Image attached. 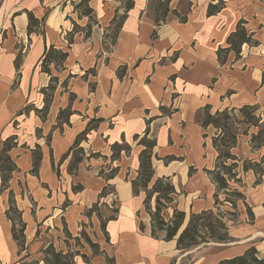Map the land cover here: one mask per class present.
Segmentation results:
<instances>
[{
  "label": "crops",
  "instance_id": "1",
  "mask_svg": "<svg viewBox=\"0 0 264 264\" xmlns=\"http://www.w3.org/2000/svg\"><path fill=\"white\" fill-rule=\"evenodd\" d=\"M168 1L170 12L164 15L158 5L152 12V0H133L131 9L121 0H89L90 18L79 14L77 1L0 0V153L15 138L9 155L17 166L7 190H1L0 177V264H22L7 217L11 191L31 250L43 244L36 237L39 229L52 233L61 226L73 238L87 233L99 246L98 254L85 247L76 264H109L108 259L113 264H219L252 247L264 259V179L256 185L254 172L241 174V185L231 183L246 198L237 202V221L228 224L231 241L184 254L176 239L151 236L146 193L133 192L144 149L135 138L149 131L157 142L153 182L170 179L177 191L164 214L171 219L175 209L184 212L187 224L191 214L217 211V185L208 173L218 156L214 129L202 127L199 116L207 106L213 114L245 106L264 112V0H223L224 8L213 16L209 5L220 0ZM31 16L38 21L32 28ZM241 21L257 44H245L239 56L229 51L221 61L218 51L228 47ZM51 46L68 53L56 77L59 87L42 71ZM51 84L55 90L49 95ZM47 97L45 116L35 110L43 109ZM27 106L31 110L21 114ZM65 110L67 120L58 126ZM87 130L80 145L83 160L70 173L74 153L63 157ZM116 143L131 149L113 160ZM37 146L42 158L35 174ZM112 169L117 173L107 180ZM78 185L82 190H75ZM107 185L115 196L101 198ZM114 201L118 214L104 231L90 211L98 205L109 213Z\"/></svg>",
  "mask_w": 264,
  "mask_h": 264
},
{
  "label": "trees",
  "instance_id": "2",
  "mask_svg": "<svg viewBox=\"0 0 264 264\" xmlns=\"http://www.w3.org/2000/svg\"><path fill=\"white\" fill-rule=\"evenodd\" d=\"M121 2L126 3V8L131 9L133 7V0H121ZM169 1L165 0L160 2L158 7L163 11L164 15L168 14L169 11ZM225 6V2L220 0L218 4H210L208 8V15L213 16L218 14ZM76 9L82 10L85 15L92 17V10L89 7V1H83L76 6ZM176 13V11H174ZM121 21L117 24V29L120 28ZM187 20V17L182 19ZM38 23L33 17H30V27ZM257 44L253 40V34H250L245 28V22L241 21L234 33L228 38V47L226 49H219L218 56L221 61H223V56L229 51H235L239 56L242 47L245 45ZM68 58V53L51 46L45 52L42 61V71L51 76V83L58 81L56 77L52 75L49 67L55 65L56 67H61L64 65ZM65 84V82H64ZM48 90L54 91L55 87L52 84L47 88ZM46 92V91H45ZM51 100L47 97L45 99V106L42 110H35L37 113H43L45 116L49 111ZM31 110L29 106L25 107L21 114L25 111ZM263 112L258 106H245L240 109H225L223 111H217L216 113L211 112V108L207 106L203 113L199 116V122L202 127L209 128L212 127L216 133L213 136V145L218 153L215 168L212 171H208L211 175L213 181L217 185V194L215 205L217 206V211L209 210L204 211L200 214H191L188 223L186 224L187 215L177 209L174 210L173 217L167 220L164 217V212L169 207L173 206V202L176 198L177 191L172 181L167 178H158L153 182L155 178V168L153 165L154 149L157 146L155 139L149 138V131H147L143 137L139 135L136 136L138 140V145L144 147L140 154V167L138 176L136 179L132 180L133 192L135 195H139L141 192L146 193L145 198V208L147 213L151 217V236L156 239L164 238L166 241L177 240L178 250L183 254L191 251L194 248L199 247L203 244H209L211 242L215 243H229L231 237L229 236V222H236L238 219L237 213V202L245 201V196L237 189L231 187V183L241 185L242 176L241 174H246L250 171L254 172L256 175L255 184H260L264 179V155L260 159H245L242 156H238L234 153V150L239 146L240 135H248L250 129L254 128L251 134L250 145L253 151H259L264 149V119H262L260 113ZM264 114V112L262 113ZM67 110L61 111L58 117V126L61 122L67 118ZM240 117L244 119L247 123V128L241 132L238 127L241 125ZM67 120V119H65ZM88 130L78 137L73 147L70 151L63 157L67 159L68 156L73 152L74 156L72 163L69 166V172L73 173L77 171L79 164L82 162L84 149L80 147L81 143L86 140ZM15 138L8 139L0 153V177H1V190H7L9 182L12 178L13 172L17 170L16 164L11 159L9 153L16 146ZM130 146L127 144H114L112 146L113 150V160L119 158L122 152H128ZM40 147L37 146L33 151L34 165L32 172L38 174L40 162H41V152ZM117 173V169H112L107 175V180L113 179ZM104 174V170L100 172V175ZM75 190H82V186L78 185ZM114 193L113 188L107 185L102 194L101 198H105L108 194ZM223 193L226 199L223 201L226 204L231 205V209L222 212L221 205L222 201L219 199V195ZM155 200V209L152 211L151 202ZM111 206V207H110ZM110 212L104 213L100 210L98 205H95L91 211L90 215L97 213L101 219V227L105 231L107 223L109 221L115 220L118 214V205L114 201L110 205ZM247 212L251 222H254L255 216L252 209L247 205ZM12 213L18 214V219L12 217ZM7 217L12 222V234L14 240L19 246V253L22 264H76V256H81L79 251L73 252L70 248L68 250L60 249L58 250L53 243H50L46 248L41 250L43 257L41 259L33 260L28 262V260L33 256L28 253L23 256V253L27 251V241H26V223L23 221L22 213L19 211L16 205L15 195L11 191L9 196V209L7 211ZM20 226V230L17 229ZM66 229V228H65ZM67 230V229H66ZM141 230L145 232L146 226L142 222ZM67 233L71 235L68 230ZM161 234H164L163 236ZM84 237L86 243L91 247L94 254L99 253V246L91 240L87 233L82 232L81 237H76L78 242ZM83 258L87 259L86 256L82 255ZM109 264H113V261L108 259ZM219 264H264V259H260L258 251L256 248L252 247L246 251L243 256L236 257L229 260H223Z\"/></svg>",
  "mask_w": 264,
  "mask_h": 264
},
{
  "label": "rangeland",
  "instance_id": "3",
  "mask_svg": "<svg viewBox=\"0 0 264 264\" xmlns=\"http://www.w3.org/2000/svg\"><path fill=\"white\" fill-rule=\"evenodd\" d=\"M158 1L159 0H152V2H153V4H152V12L156 9V7L158 5ZM78 12L80 14L82 12V10H78ZM69 39L72 40L71 38H69ZM61 68H62V66L61 67H56L55 65H51L49 67V69L51 70V72L54 75H56L54 77H57V75H59V72H61L60 71ZM42 69H44V68H42ZM54 85H57L59 87L60 84L57 81V82H54ZM54 85L52 84V87H54ZM48 94L51 95L52 94V91L49 90ZM46 95H47V92H46ZM262 113L263 112H261L260 115H261L262 119H264V114H262ZM240 121H241L240 122L241 125H239L238 127L241 129V132H243L248 126H247V123L244 122V119L242 117H240ZM254 131H256V130L254 128H252L248 132V135H240V138H239V146H238L237 149L234 150V153L235 154H237L238 156H242L245 159H251V158L260 159V157L262 155H264V149H261L259 151H253L251 149V145H250L249 142L251 140V134ZM214 133H216V132L214 131ZM225 199H226V196H225V194H223L222 200L220 199V201H222V203H223V205H221L222 212H224L225 210L231 209V205L230 204H226L225 202H223ZM155 206H156L155 200L153 199L152 202H151L152 211H154ZM103 211L108 214V212L105 211V209H103ZM12 217H14L15 219H18L17 218L18 217V214L12 213ZM164 217L166 219H170V216H168V215H165L164 214ZM17 229L20 230V226H17ZM51 231H52V233H50L49 231H45L44 229H42V230L39 229L36 232V237H39V238L41 237V239L43 241V244H42V246H39L40 248H38L36 251H34V249L31 250L28 247L27 251L23 253V256H25L28 253H30V254L33 255L28 260L29 263L32 262L33 260L41 259L43 257V255L41 254V250L43 248H46L49 245V243H52V242H53V244L55 243L54 246L58 250H60L62 248H65V250H68L70 248L73 252L79 251L80 253H82V251L84 250L85 247H88L89 246L86 243V240H85L84 237H82L80 239V242H78L76 239H74L71 235H69L67 233V230L66 229H63V226H61V228L59 230L52 229ZM161 235L163 236L164 234H161ZM26 241H27V236H26ZM42 264H44V263H42Z\"/></svg>",
  "mask_w": 264,
  "mask_h": 264
},
{
  "label": "built area",
  "instance_id": "4",
  "mask_svg": "<svg viewBox=\"0 0 264 264\" xmlns=\"http://www.w3.org/2000/svg\"><path fill=\"white\" fill-rule=\"evenodd\" d=\"M70 1V0H68ZM71 1H74V2H79V3H82L83 1H89V0H71ZM112 197H114L115 195L114 194H111Z\"/></svg>",
  "mask_w": 264,
  "mask_h": 264
}]
</instances>
